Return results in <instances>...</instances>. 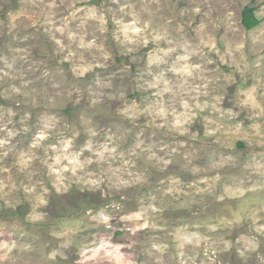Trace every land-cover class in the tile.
I'll use <instances>...</instances> for the list:
<instances>
[{"label": "clouds", "instance_id": "obj_1", "mask_svg": "<svg viewBox=\"0 0 264 264\" xmlns=\"http://www.w3.org/2000/svg\"><path fill=\"white\" fill-rule=\"evenodd\" d=\"M0 264H264V0H0Z\"/></svg>", "mask_w": 264, "mask_h": 264}]
</instances>
